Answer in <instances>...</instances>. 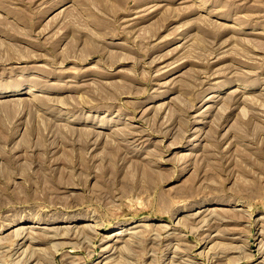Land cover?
<instances>
[{
    "label": "rangeland",
    "instance_id": "1",
    "mask_svg": "<svg viewBox=\"0 0 264 264\" xmlns=\"http://www.w3.org/2000/svg\"><path fill=\"white\" fill-rule=\"evenodd\" d=\"M0 264H264V0H0Z\"/></svg>",
    "mask_w": 264,
    "mask_h": 264
},
{
    "label": "bare ground",
    "instance_id": "2",
    "mask_svg": "<svg viewBox=\"0 0 264 264\" xmlns=\"http://www.w3.org/2000/svg\"><path fill=\"white\" fill-rule=\"evenodd\" d=\"M12 91H18V90H12ZM29 228V227H28ZM117 235V234H116ZM10 247H11V245H10Z\"/></svg>",
    "mask_w": 264,
    "mask_h": 264
}]
</instances>
